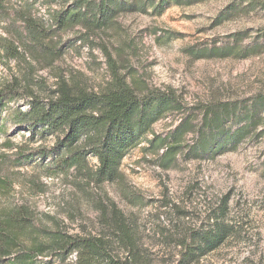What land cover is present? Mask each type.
<instances>
[{
	"label": "rangeland",
	"instance_id": "374dc122",
	"mask_svg": "<svg viewBox=\"0 0 264 264\" xmlns=\"http://www.w3.org/2000/svg\"><path fill=\"white\" fill-rule=\"evenodd\" d=\"M41 1L36 14L50 23L47 5ZM11 3L9 8H15V0ZM11 9L9 14L0 13L3 36L13 15ZM78 35L76 28L58 36L60 42L73 41L51 66L32 61L33 70H23L25 65L0 58V81L29 73L31 88L41 96L53 90L61 78L101 91L111 79L113 63L127 81L133 78L149 87L172 88L188 106L236 100L239 111L244 112L255 94L264 93V8L249 0L169 3L161 14L120 15L109 28L92 33L88 41L75 40ZM216 47L231 48L232 55L197 57ZM17 104L25 107L21 100ZM181 116L171 113L163 117L153 125L154 132L166 134ZM200 116L197 109L195 120ZM260 116L261 123L245 141L213 160H179L175 167L163 170L154 156L144 153L143 142L122 160V184L98 187L80 177H49L46 169L34 163L13 167L12 158L0 161V208L23 204L38 223L49 228L58 225L69 233L111 237L100 211L104 206L111 218V199L129 218L143 261L175 264V236L205 224L218 198L229 192L226 219L232 222L236 236L198 264H264V110ZM194 136L189 133L186 141L190 143ZM27 137L28 133L7 122L5 132L0 129V154L10 155L16 149L5 147L7 139L28 150L54 141L51 137L28 141ZM90 164L96 160L91 158ZM181 212L186 213L184 219ZM111 246L124 259V251L115 242ZM75 257L72 253L64 263L41 260L74 264Z\"/></svg>",
	"mask_w": 264,
	"mask_h": 264
},
{
	"label": "trees",
	"instance_id": "16d2710c",
	"mask_svg": "<svg viewBox=\"0 0 264 264\" xmlns=\"http://www.w3.org/2000/svg\"><path fill=\"white\" fill-rule=\"evenodd\" d=\"M195 1L204 0H43L40 3L47 5L50 18L46 23L36 14L39 0H15L13 9L9 8L11 0H0V13L9 14L10 9L13 13L5 26L7 35L0 34V58L25 65L23 70H33L32 61L51 66L73 41L60 42L58 36L62 33L78 28L79 35L74 39L88 41L92 33L109 28L120 15L161 14L169 3ZM249 1L264 8L262 0ZM230 55L231 48L216 47L197 57ZM110 74L109 83L101 91L61 78L44 96L31 88L29 73L23 78L13 75L0 81V129L5 132L9 122L28 133V141L36 137L54 140L51 145L28 150L23 144L13 146L7 139L5 147L16 149L12 157L0 154V161L12 158L9 162L13 167L34 163L46 169L49 177H80L98 187L122 184V160L143 142L144 153L154 156L158 166L167 170L179 160H213L236 148L261 123L262 92L251 98L244 112L239 111L240 102L236 100L188 106L172 88L149 87L133 78L127 81L113 63ZM19 100L25 107L17 104ZM197 109L201 115L198 121ZM171 113L182 115L174 128L166 134L154 132L153 125ZM189 133L195 134L190 143L186 141ZM91 158L96 164H90ZM110 203L111 218L104 206L100 211L111 237L41 225L23 204L0 208V264H47L51 259L64 263L72 253L76 256L74 264H147L135 245L136 232L129 218L113 200ZM229 206L230 193L226 192L218 198L205 224L183 229L177 238L170 233L178 249L175 264H198L236 236L232 222L226 219ZM181 214L184 219L186 213ZM112 242L124 251V259L113 251ZM42 258L51 259L42 262Z\"/></svg>",
	"mask_w": 264,
	"mask_h": 264
},
{
	"label": "built area",
	"instance_id": "2783aa9c",
	"mask_svg": "<svg viewBox=\"0 0 264 264\" xmlns=\"http://www.w3.org/2000/svg\"><path fill=\"white\" fill-rule=\"evenodd\" d=\"M39 15H40V13H39Z\"/></svg>",
	"mask_w": 264,
	"mask_h": 264
}]
</instances>
